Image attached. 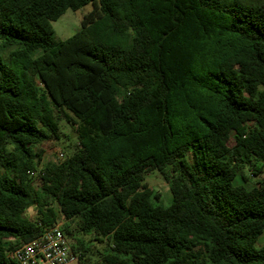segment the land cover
<instances>
[{
  "label": "trees",
  "instance_id": "trees-1",
  "mask_svg": "<svg viewBox=\"0 0 264 264\" xmlns=\"http://www.w3.org/2000/svg\"><path fill=\"white\" fill-rule=\"evenodd\" d=\"M61 121L76 150L44 164ZM246 170L264 174V0H0V264L60 218L82 264L78 234L100 264H264Z\"/></svg>",
  "mask_w": 264,
  "mask_h": 264
},
{
  "label": "rangeland",
  "instance_id": "rangeland-1",
  "mask_svg": "<svg viewBox=\"0 0 264 264\" xmlns=\"http://www.w3.org/2000/svg\"><path fill=\"white\" fill-rule=\"evenodd\" d=\"M91 10V6H87L77 12L67 11L64 16H62L57 22H55L54 29L56 32V40L57 41H65L76 34L79 30H81V21L83 17L88 14ZM7 58V55H6ZM62 129V136L59 141H55L53 143L45 146L46 154L44 164L48 162L57 163L62 160L60 157L61 154L66 158L67 156L72 155L77 147L78 140L76 138V134L73 130L66 124L65 121H61L60 123ZM247 177H249V182L246 184L247 186L255 185L258 181L264 180V174L258 178H250L249 170L245 171ZM37 183V190L40 191L39 182ZM146 185L154 189L162 194V205L168 207L172 204V194L169 189L168 183L163 179V177L158 172H152L146 176ZM244 184V180L242 177H238L235 181V185ZM26 216L30 219H37V212L35 208H31L26 212ZM60 222L64 223V220L60 218ZM76 223H71V228L76 229ZM78 239L85 242L86 246H88V251L86 253L85 264H100L105 253V245L92 241L91 237H85L83 235L78 234ZM71 240V239H70ZM71 243L73 241L71 240ZM264 245V235L259 239L256 247L260 248Z\"/></svg>",
  "mask_w": 264,
  "mask_h": 264
},
{
  "label": "built area",
  "instance_id": "built-area-1",
  "mask_svg": "<svg viewBox=\"0 0 264 264\" xmlns=\"http://www.w3.org/2000/svg\"><path fill=\"white\" fill-rule=\"evenodd\" d=\"M63 158V154L60 156ZM36 175V174H33ZM63 223L44 230L30 243L10 254L17 264H82L81 255L73 250L69 237L62 230Z\"/></svg>",
  "mask_w": 264,
  "mask_h": 264
}]
</instances>
